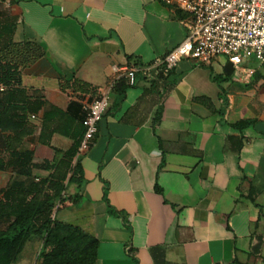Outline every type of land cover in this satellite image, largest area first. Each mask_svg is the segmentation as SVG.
<instances>
[{"label":"crops","instance_id":"0c3cea01","mask_svg":"<svg viewBox=\"0 0 264 264\" xmlns=\"http://www.w3.org/2000/svg\"><path fill=\"white\" fill-rule=\"evenodd\" d=\"M8 18L21 20L17 41L31 36L46 51L22 74L30 106L39 108L30 120L36 134L24 144L36 163L55 162L72 146L58 134L51 147L36 141L42 101L74 113L107 89L114 67L151 65L188 35L183 15L158 0H0V20ZM227 64L180 61L155 129L157 96L137 123L121 122L150 85L142 74L119 108L112 90L94 144L80 157L81 194L76 199L71 186L56 211L59 222L100 242L97 264H264V91L238 85ZM72 74L96 93L63 91L61 79ZM241 121L254 124L233 127ZM27 246L22 254L32 259Z\"/></svg>","mask_w":264,"mask_h":264},{"label":"trees","instance_id":"16d2710c","mask_svg":"<svg viewBox=\"0 0 264 264\" xmlns=\"http://www.w3.org/2000/svg\"><path fill=\"white\" fill-rule=\"evenodd\" d=\"M20 25L18 18L0 20V87L6 88L4 92L0 91V173H14L11 181L0 189V223L7 225L5 229H0V264H16L26 245L35 239H40L42 243L39 264H97L100 242L80 228L63 224L56 219V215L54 217L58 206L66 202L67 185L77 188V199L85 182L78 157L86 133L84 113L81 106L73 113L41 102L40 108L44 111L36 141L51 147L53 136L58 134L70 139L72 146L65 152L57 151L61 158L55 162L36 163L32 151L25 149L24 144L36 134V126L30 122V115L38 114L39 108L30 106L23 89L22 74L25 69L45 58L46 51L31 36L24 35L21 41H17ZM133 66L145 65L136 62ZM261 67L264 64L256 68L247 87L260 82ZM172 74L173 71H170L163 76L146 78L150 82L149 87L121 122L137 123L133 117L148 98L157 96L158 108L152 120L155 129L163 119L165 93L174 85L170 80ZM60 86L65 92L81 95H93L97 90L74 74L62 78ZM132 87L126 78L120 79L114 87L118 108L125 101L127 90ZM197 101L211 107V101L207 98ZM252 124L254 121H241L233 127L242 130ZM36 171L49 175L38 179ZM156 192L163 194L158 183ZM251 200L255 203L254 198ZM108 208L110 213L119 214L110 205ZM234 264L242 263L236 260Z\"/></svg>","mask_w":264,"mask_h":264},{"label":"built area","instance_id":"2783aa9c","mask_svg":"<svg viewBox=\"0 0 264 264\" xmlns=\"http://www.w3.org/2000/svg\"><path fill=\"white\" fill-rule=\"evenodd\" d=\"M158 1L183 15L181 23L188 33L186 40L151 65L114 67L115 78L107 89L92 102L81 103L86 133L79 148V158L90 150L110 106L112 90L120 79L126 78L131 86H135L139 74L145 78H155L160 73L166 75L183 59L211 65L221 57L233 65L231 77L248 84L256 71L251 59L264 64V0ZM5 90L0 87L1 92ZM36 119L35 115L30 117L31 121Z\"/></svg>","mask_w":264,"mask_h":264},{"label":"rangeland","instance_id":"374dc122","mask_svg":"<svg viewBox=\"0 0 264 264\" xmlns=\"http://www.w3.org/2000/svg\"><path fill=\"white\" fill-rule=\"evenodd\" d=\"M251 63H252V66L254 68H259L261 66L260 63L255 58H252L251 59ZM259 83L261 85V87H260L261 90L264 91V67H261L260 68V82ZM237 84L240 85V86L245 87V84L246 83L239 81V82H237ZM48 175L49 174L47 172H44V171H36L35 172V176L38 179L47 178ZM13 177H14V173L13 172L12 173H9V172H7V173H0V189H1V187L6 186L11 181V179ZM70 188H71V185H67V192H66L65 195H68V193L70 191ZM6 227H7L6 223H0V229H5ZM41 245H42V243H41L40 239H35V240L29 242L28 243V246L29 247L31 246V251H33V258L32 259H29V257H28V259H25L26 255L24 253V254H22L20 256V258L16 262V264H39L40 261H41V258H40ZM32 247H33V249H32Z\"/></svg>","mask_w":264,"mask_h":264},{"label":"water","instance_id":"95a60500","mask_svg":"<svg viewBox=\"0 0 264 264\" xmlns=\"http://www.w3.org/2000/svg\"><path fill=\"white\" fill-rule=\"evenodd\" d=\"M225 72H226L227 76H229V77L232 75V72H233V65H232L230 62L227 64V67H226ZM159 75H160V76H163L162 73H160Z\"/></svg>","mask_w":264,"mask_h":264}]
</instances>
